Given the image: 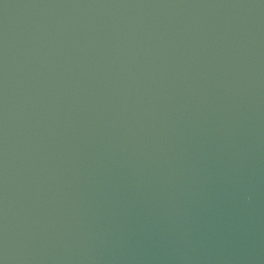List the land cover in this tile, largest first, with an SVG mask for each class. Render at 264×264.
Masks as SVG:
<instances>
[{
    "label": "water",
    "instance_id": "water-1",
    "mask_svg": "<svg viewBox=\"0 0 264 264\" xmlns=\"http://www.w3.org/2000/svg\"><path fill=\"white\" fill-rule=\"evenodd\" d=\"M0 264H264V0H0Z\"/></svg>",
    "mask_w": 264,
    "mask_h": 264
}]
</instances>
